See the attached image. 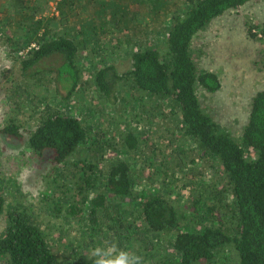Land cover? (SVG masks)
<instances>
[{"label":"trees","instance_id":"1","mask_svg":"<svg viewBox=\"0 0 264 264\" xmlns=\"http://www.w3.org/2000/svg\"><path fill=\"white\" fill-rule=\"evenodd\" d=\"M50 1L57 2L59 14L41 12V3ZM262 1L0 0V37L9 33L14 62L20 64L0 65V76L13 82L14 70H20L26 86L14 82L15 90L7 92L0 133L27 143L18 156L22 165L36 167L50 158L43 200L51 201L37 212L35 204L18 201L25 198L17 177L0 173V217L8 218L0 233L1 264H88L87 250L105 241L136 251L145 264H264V88L251 97L247 122L233 135L201 101L224 84L194 51L196 37L217 19ZM260 22L246 32L264 42ZM261 26L260 34L253 29ZM122 55L129 67L119 72L107 60ZM84 58L92 63L93 77L85 86ZM45 61L48 69L41 66ZM92 81L101 103L110 106L107 119L124 128L121 144L113 148L121 157L112 161L100 155L111 145L92 139L95 104L86 107L82 119L59 105L69 106ZM52 83L57 95L49 100L42 89ZM140 102L152 106L146 116L127 119L128 109ZM153 116L158 121L171 116L176 148L166 159L170 152L154 139L157 170L148 177L153 183L162 176L165 186L138 191L136 185L145 180L133 169L146 159L142 151L150 138L141 137L154 135L148 122ZM157 149L161 156L155 157ZM196 156L205 167L185 186L193 187V215L187 219L185 195L172 199L167 186L177 173L197 165ZM44 214L64 222L58 241L48 237L39 219ZM65 237L70 240L60 252L58 242Z\"/></svg>","mask_w":264,"mask_h":264},{"label":"rangeland","instance_id":"2","mask_svg":"<svg viewBox=\"0 0 264 264\" xmlns=\"http://www.w3.org/2000/svg\"><path fill=\"white\" fill-rule=\"evenodd\" d=\"M36 2H44V0H36ZM41 4L43 7L42 5L38 4L42 9H44L41 12L45 11V13L49 16H52V14H59V11L56 7V1H50L49 3ZM160 18L161 20L163 19L162 16ZM258 21H264V1L251 4L247 7H242L237 11L225 14L223 17L213 22L207 29L200 32L194 43V51L197 50L199 53L203 65L205 66L204 69H210L219 73L224 84V87L219 92L203 94V96L200 97L201 101L206 106V108H208L210 112L214 114L215 118L219 122H221L223 125L226 124L229 131L235 136L241 133L242 127L247 122L250 112L251 97L256 93L257 90L264 88V42H260L259 40H254L253 38L248 37L246 32V29L249 25H254L258 23ZM16 28L18 29L17 26ZM253 29L255 32L260 34L263 27L261 26L260 28ZM6 34L9 33H5L4 36L0 37V65L2 68H17L16 65L20 64H15L14 62V58L16 56L15 53L12 52L14 42H8L9 37H7ZM10 35H13V32H10ZM113 43L115 42L113 41ZM28 49L29 47L25 48V51L24 49H19L20 51L18 54H22L23 56L24 53L29 51ZM89 53L90 55H93L90 50ZM117 55L118 54H116V56ZM107 61L109 63L115 64L119 72H122V70L129 67V59L126 57V55L118 57L116 61L111 59H108ZM92 62H96V64L99 63V61H97V57H94ZM81 64L83 66L84 79L82 84L85 86L86 80L93 78L91 75L92 67H90L92 63L84 58ZM41 66L43 69H48L46 61L42 62ZM98 66L99 68L102 67L101 64H98ZM7 80L8 79H4L2 76H0V128L6 118L5 105H7L9 100L6 97L7 92L15 87L14 82H18L22 87L25 85V82L22 80L20 70L17 69L14 70L13 82ZM90 85L91 86L89 87H83L82 93L78 94L79 97H73L70 100L69 106L67 102H61L62 104L59 105L62 109H69L71 114L82 119V112H84L86 107L92 105V103L95 104L96 109L92 108L94 113L92 117H90V122L94 124L96 128L91 131L92 139L96 138L101 140V142L105 141L107 144L111 145V147L106 146L100 155L103 156L104 160L106 159L108 161H112L121 157L113 148L121 144L122 138L125 136V134L121 135L120 133L124 131V128L121 124L116 125V123L112 122L110 119H107L109 118L108 116L112 117V115H109L108 113L110 106L109 104L101 103L100 95L97 94L96 90L94 91L93 81ZM25 87L26 86H24V88ZM14 90L15 88L13 91ZM42 90V93L45 94L46 97L48 96L47 99L49 100H51L53 96L56 97L57 95L56 88L54 87L53 83L49 84L48 88ZM140 94L142 95L143 93L140 92ZM144 105V102H140L135 110H133V108H129L127 119L134 118V120H138L140 117L146 116L149 107L152 106L146 107ZM99 107L102 108L101 111L97 110ZM125 108H127V106L124 104L119 106L118 109H120L121 113H123L122 111H124ZM133 111L135 112L133 113ZM22 118L25 120L24 115ZM160 119L161 117L158 121L154 116L148 117V122L150 124L149 128L154 132V135L151 133V135H153L151 138V135L147 133L141 137L142 139H150L147 141V145L142 151L144 156H146V159H142L140 161L141 164L133 169L136 177L140 176L145 180L143 182L144 184L138 183L136 185L138 191H141L143 188H145V191L148 192L152 188V184L158 185L160 187L165 186V183H160V180H162L161 178H163L162 176H156L153 183L148 177L151 171L155 172L157 170V167L154 165L155 158L153 156V150L155 148L154 139H156V141L157 139H161L160 141H162V144L165 146L164 149H166L167 152H170L167 153L166 159H169L172 156L171 151L173 148H176L174 142H172L171 139L174 134H172L171 130L169 131V128L171 125H173L172 123H174V121L172 122L171 116H168V119L165 121H160ZM28 122L31 123L29 119ZM30 125H34V122H32ZM164 125L167 126L165 131ZM98 126H101V129H105L106 132H102L101 130L97 131V129L100 128ZM101 134H103L104 137H102ZM91 141L92 140H90V143ZM26 145L27 143L21 142L19 140H5L3 135L0 133V151L4 152H2L3 155L0 157V173L2 175L7 173L10 176L17 177L19 183L22 184V186H20L22 187L20 193L25 198L21 199L18 197V201H26L27 203L35 204V210L39 212L38 210H40L43 205L47 204V206H49L51 204V201L47 200L45 202L43 200V192L48 186L45 179L47 176L45 174L49 169L48 160L50 161V158H42L36 167L22 165L24 163L23 161L19 160L18 156H21V153L26 149ZM9 155H15L16 157L12 161L8 159ZM76 155H78V152ZM141 156L143 155L141 154L139 157ZM156 156H161V151L159 149L156 151L155 157ZM198 157L199 156H196V166L186 167V173H177L170 186H167V188L173 189L171 195L172 199H176L178 196L182 197L185 195V199L183 197V203L185 202L184 204L188 208V211L186 212L187 219L190 217V215H193V209L190 205V203L193 201V190L191 193V188L193 187L191 186L187 189L185 186L187 184L191 185V182H195L198 178V176L195 174L199 173L202 167H205V162ZM105 164H107V161L102 162V165ZM18 166L21 167L17 168ZM5 168H10L8 169L10 171L6 172L7 169ZM51 218L52 219L50 220L45 214L39 216V219H44L46 230L49 234L48 237L54 238L55 241H58V238H60L62 232V229L60 228L64 226V222L56 217ZM7 220L8 218L6 215H4V217H0V233L5 229ZM69 240V237H65L62 239V241L58 242L60 249L65 247V245L69 243ZM60 252H62V249Z\"/></svg>","mask_w":264,"mask_h":264},{"label":"clouds","instance_id":"3","mask_svg":"<svg viewBox=\"0 0 264 264\" xmlns=\"http://www.w3.org/2000/svg\"><path fill=\"white\" fill-rule=\"evenodd\" d=\"M85 258L88 264H145L142 255L128 248H121L115 241H105L90 247Z\"/></svg>","mask_w":264,"mask_h":264}]
</instances>
